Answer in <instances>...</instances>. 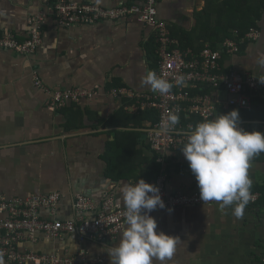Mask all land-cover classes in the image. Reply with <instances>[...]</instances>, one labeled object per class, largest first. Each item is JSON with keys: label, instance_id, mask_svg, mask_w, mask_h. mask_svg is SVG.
<instances>
[{"label": "crops", "instance_id": "0c3cea01", "mask_svg": "<svg viewBox=\"0 0 264 264\" xmlns=\"http://www.w3.org/2000/svg\"><path fill=\"white\" fill-rule=\"evenodd\" d=\"M57 1L0 0V34L10 32L23 40L29 33V16L48 14L42 43L33 55L0 49V196L59 192L63 197L54 218L71 221L76 194L100 202L111 193L122 204L119 190L124 184L143 179L154 185L163 171L169 192L198 193L181 148L166 152L163 164L151 150L147 137L151 110L136 111L135 98L111 94L118 88L136 95L152 93L142 79L157 68L153 31L134 16L60 28L51 16ZM65 1L90 2L104 10L141 5L139 0ZM257 13L249 28L257 30L256 40L245 41L238 54L222 53L220 66L224 73L259 80L264 78V66L257 63L264 54V0H160L157 6V16L167 23L172 37L198 49L211 41H222L221 45L227 39L240 40L238 27L252 22ZM34 73L51 90L82 88L96 95L51 113L45 107L48 95L33 84ZM218 96L227 97L223 92ZM249 100L239 122L246 131L264 134V89L250 94ZM249 163L252 186L263 185L264 152ZM41 215L50 217L46 211ZM150 215L158 232L180 240L167 264H260L264 259V206L247 204L240 219L231 207L222 210L219 203L165 208ZM119 235L104 244L76 234L62 240L38 234L36 243L27 241L21 249L60 257L83 253L98 264H109L108 247L119 242ZM0 264L10 263L0 258Z\"/></svg>", "mask_w": 264, "mask_h": 264}, {"label": "built area", "instance_id": "2783aa9c", "mask_svg": "<svg viewBox=\"0 0 264 264\" xmlns=\"http://www.w3.org/2000/svg\"><path fill=\"white\" fill-rule=\"evenodd\" d=\"M139 2L140 7L119 4L116 8L104 10L90 2L59 0L53 4L51 16L60 28L92 25L107 19L123 20L134 16L153 31L158 58L157 68L153 71L158 77L173 84L170 93L162 95L152 91L151 94L136 95L127 88H118L113 89L111 94L115 97L135 98L136 111L151 110L156 113L157 121L149 127L147 137L151 150L161 156L159 161L163 164V155L182 148L186 142L185 134L194 125L216 119L221 111L248 109L250 94L264 89V78L256 80L248 74L234 71L224 73L220 66L222 53L238 54L245 41L256 40L258 32L251 28L240 40L227 39L216 48L206 44L198 52L191 49L182 50L172 37L167 23L157 16L160 0ZM47 19L48 14L45 12L29 16V33L23 40L10 32L0 34V49L19 56L33 55L42 43ZM177 77L184 78V85H176ZM33 84L48 95L45 107L51 113H57L71 104L92 99L96 95V91L82 88L51 90L39 80L36 73L33 74ZM208 89L212 92H208ZM220 92L225 93L227 97L220 99ZM169 113L177 114L179 122L164 130L163 125ZM238 126L246 130L242 123L238 122ZM163 172L156 178L154 186L158 187L165 208L218 203L201 201L199 192H169ZM62 197L59 192L30 195L25 198H8L1 195L0 258L10 264H98L99 261L90 260L83 253L76 257H60L33 249H21V245L27 241L36 243L38 234L47 240H62L64 235L76 234L107 244L114 240L124 227L125 209L111 193H105L100 202H95L84 194H76L72 201L74 219L71 221H59L54 218ZM258 198V194H251L248 204H254ZM160 210L162 209L157 208L151 213ZM42 211L48 212L50 217H42Z\"/></svg>", "mask_w": 264, "mask_h": 264}, {"label": "clouds", "instance_id": "9594fccd", "mask_svg": "<svg viewBox=\"0 0 264 264\" xmlns=\"http://www.w3.org/2000/svg\"><path fill=\"white\" fill-rule=\"evenodd\" d=\"M257 63L264 66V54ZM142 83L159 94L170 93L173 84L148 71ZM176 85H184L177 77ZM238 110L218 115L216 119L199 122L186 135L181 148L183 157L194 176L203 202L216 201L223 210L231 207L240 219L251 199L252 181L248 175L250 160L264 152V134L246 131L238 126ZM179 122L169 113L164 122L168 130ZM120 201L125 209L124 227L119 242L108 247L109 264H167L173 257L179 238L157 231V222L150 213L165 204L158 187L138 179L120 188Z\"/></svg>", "mask_w": 264, "mask_h": 264}, {"label": "trees", "instance_id": "16d2710c", "mask_svg": "<svg viewBox=\"0 0 264 264\" xmlns=\"http://www.w3.org/2000/svg\"><path fill=\"white\" fill-rule=\"evenodd\" d=\"M262 5H263V4H261V8H262ZM258 17H259V13L256 14V16H255V18H254V20H253L252 22H249V23L246 24V25L243 24V25H242V28H241V27H238V28H239L238 36H237L238 39L244 37L245 33L249 30V28L254 26V21L257 20ZM178 41H179V43H180L179 46H180V48H181L182 50L191 49V50H193L194 52H198V51L200 50V49H198L199 47L196 48V47L192 46V45L189 44V43L187 44V42L184 41V40L181 39V38H179ZM211 42H212V44H210V45H211L213 48H216V47H218V46L220 45V42H222V41H219V42H217V41H215V42L211 41ZM208 92H210L209 89H208ZM231 110H233V109H231ZM231 110H228V111H221V112H220V115H222V114H226V113L230 112ZM244 111H245V110H238L240 119H242L241 116L244 114ZM146 113H148V112H146ZM150 113H151V114H150ZM149 114H150V118H151V122H152V124L155 123V122L157 121L156 113L153 112V111H149ZM155 116H156V117H155ZM240 119H239V121H240ZM250 191H251L252 193H258V195H259V198H258L257 202L254 203V205H255L256 207H258V208L264 206V184H263V185L256 184L255 186H252V187H251V190H250ZM259 260H260V261H259L260 264H264V259H263V258H260Z\"/></svg>", "mask_w": 264, "mask_h": 264}]
</instances>
